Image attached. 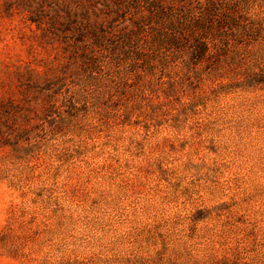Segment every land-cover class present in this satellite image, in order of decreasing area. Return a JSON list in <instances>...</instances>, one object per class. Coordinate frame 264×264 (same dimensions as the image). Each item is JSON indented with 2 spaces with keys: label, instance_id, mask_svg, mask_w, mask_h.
Here are the masks:
<instances>
[{
  "label": "rangeland",
  "instance_id": "rangeland-1",
  "mask_svg": "<svg viewBox=\"0 0 264 264\" xmlns=\"http://www.w3.org/2000/svg\"><path fill=\"white\" fill-rule=\"evenodd\" d=\"M131 4L0 0V264H264V0L154 68Z\"/></svg>",
  "mask_w": 264,
  "mask_h": 264
},
{
  "label": "trees",
  "instance_id": "trees-1",
  "mask_svg": "<svg viewBox=\"0 0 264 264\" xmlns=\"http://www.w3.org/2000/svg\"><path fill=\"white\" fill-rule=\"evenodd\" d=\"M133 1H135V5L132 6L131 4L129 9L123 12V18L125 19H127L126 15H130L128 19L132 26L122 35L120 43L124 46L131 45L132 49H135L136 60L146 62V65L151 68L158 65L156 62L158 53L168 60L167 54L171 50L178 52L180 48V51L184 52L185 47H187L186 50L190 51L191 58L195 64L205 62L211 56V47L218 46L211 39H217L218 34H221V30L227 22L226 18L222 19L219 25L220 29L211 36L209 34L211 29L206 26L209 22L204 21L202 13L196 15L184 11L181 16V13L165 10L164 0H131V3ZM156 4L160 9L154 7ZM205 7L206 5H204ZM200 9L201 11L203 10V8ZM205 11L211 14V18L227 17L226 13L219 16L220 9L214 3H211V7L205 9ZM189 17L194 22L188 21ZM145 26H149L150 30H145ZM150 38H157V44L156 40H152L155 45L151 43L152 41L150 43L149 41L147 42ZM147 43H149V46ZM181 47L183 50H181ZM180 55L179 53L178 56ZM95 62V58H89L91 67L95 65Z\"/></svg>",
  "mask_w": 264,
  "mask_h": 264
}]
</instances>
